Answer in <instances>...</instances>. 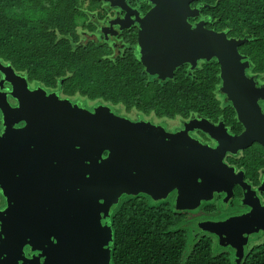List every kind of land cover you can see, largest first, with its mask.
<instances>
[{
  "label": "water",
  "instance_id": "water-1",
  "mask_svg": "<svg viewBox=\"0 0 264 264\" xmlns=\"http://www.w3.org/2000/svg\"><path fill=\"white\" fill-rule=\"evenodd\" d=\"M194 1L173 0L171 7L156 1L149 14L152 20L163 19V28L181 29V47L173 63L163 66L168 70L163 78H172L180 65L194 69L199 61L216 59L220 91L246 131L227 147L220 142V156L212 159L214 150L167 135L150 122H131L103 106L91 113L43 89L31 91L21 79L11 92L17 108H10L6 95L0 98L5 128L0 136V193L6 201L0 211V264H111V212L123 197L143 194L159 201L176 191L177 210H194L224 190L211 159L220 171L224 153L253 142L264 147V116L257 103L264 91L247 76L249 59L239 51L247 39L207 30L205 21L191 25ZM16 122L25 126L12 130ZM197 188L201 195L195 199ZM242 221L236 220L237 225ZM240 253L242 249L236 264Z\"/></svg>",
  "mask_w": 264,
  "mask_h": 264
},
{
  "label": "flooded vegetation",
  "instance_id": "flooded-vegetation-1",
  "mask_svg": "<svg viewBox=\"0 0 264 264\" xmlns=\"http://www.w3.org/2000/svg\"><path fill=\"white\" fill-rule=\"evenodd\" d=\"M76 0H5L8 19L16 25H20L21 33L36 34L41 29L45 34L56 35L57 42L64 38V43L75 48L90 47L104 53V59L112 62L131 61L147 82L157 84L167 83L178 79L181 72L185 71L193 80L195 72L200 70L203 64L216 61H199L194 69L190 64L180 65L176 68L172 78H163L168 70L163 66L170 65L174 61L176 48L181 47V29L163 28L160 26L163 19L152 20L150 13L162 0H77V9L73 14V3ZM166 1L170 6V2ZM213 5L206 0H196L191 3V9L196 10L194 18H189L191 25L205 21L207 30L225 32L229 39V28H220L214 19ZM64 14L68 24L64 30H59L57 16ZM72 20V21H71ZM236 39V38H235ZM180 41L179 45L176 42ZM56 42V43H57ZM240 51V48H239ZM242 56H246L240 52ZM249 58V57H248ZM173 59V60H172ZM144 61L149 65V71L145 70ZM9 60H0L4 72H0V98L6 95L11 109L18 107V102L12 97L13 86L26 82L31 91L43 89L47 95H55L60 100H70L73 104H81L83 108L93 113L97 108L112 107L99 101H85L76 96H69L63 90L65 79H59L60 86L46 87L40 81L31 78L26 70L16 68ZM217 62V61H216ZM246 71L248 77L254 80L255 87L264 91V75L251 70ZM185 69V70H184ZM5 74V75H4ZM221 82V79H220ZM222 83V82H221ZM221 83L215 92L217 108L215 113H192L188 117L159 118L155 113L149 115L132 110L133 117L125 112L126 116L116 114V109L110 108L115 116L129 119L134 123L150 122L153 128L163 129L165 134L181 135L184 140H192L212 151V157L218 160L220 156L216 149L230 145L232 138L239 137L246 131V127L239 121L237 113L226 96L220 91ZM90 102L89 105H87ZM99 103V104H96ZM261 114L264 116V98L257 101ZM96 104V105H95ZM110 105V106H109ZM114 107V106H113ZM25 123L19 122L11 127L21 129ZM10 129V128H8ZM5 130L3 126V113L0 110V136ZM211 162L216 166V177L225 183L224 190L214 192L210 200H202L194 210H177L176 191L168 194L165 200H153L145 196L154 206L167 205L173 211L181 214L182 227L188 231L195 242L205 241L212 243L215 252L228 256L233 264H236L237 251L242 249L241 260L243 262L256 249L264 246V147L253 142L248 147L236 152H226L222 157L224 164L218 171V162ZM200 182V181H199ZM193 193L194 198L200 197L201 192ZM3 202L0 211L5 210L6 201L0 194ZM138 197V196H136ZM123 197L122 199H124ZM121 202V201H120ZM236 220H243L237 225ZM258 230V231H257ZM244 242V244H242ZM243 245V246H242ZM236 247V248H233ZM242 247V248H241ZM31 254H27L30 257Z\"/></svg>",
  "mask_w": 264,
  "mask_h": 264
},
{
  "label": "trees",
  "instance_id": "trees-1",
  "mask_svg": "<svg viewBox=\"0 0 264 264\" xmlns=\"http://www.w3.org/2000/svg\"><path fill=\"white\" fill-rule=\"evenodd\" d=\"M206 1L217 5L214 19L220 28L230 29L229 37L247 39L240 52L249 57L251 70L264 75V0ZM5 5L0 0V60L8 56L16 68L46 87H58L59 79H65L63 90L69 96L122 106L127 113H155L159 118L211 114L218 107L215 92L221 82L216 61L203 64L193 74L198 80L182 71L178 79L167 83L147 82L129 60L112 62L90 47L72 50L64 38L57 42L56 35L43 29L34 35L21 33L20 25L13 22L18 20L8 19ZM57 22L59 30H64L68 19L58 14ZM182 220L181 214L167 205L154 206L145 196L121 199L111 212V264H233L228 256L215 252L212 243H194ZM243 264H264V246Z\"/></svg>",
  "mask_w": 264,
  "mask_h": 264
},
{
  "label": "rangeland",
  "instance_id": "rangeland-1",
  "mask_svg": "<svg viewBox=\"0 0 264 264\" xmlns=\"http://www.w3.org/2000/svg\"><path fill=\"white\" fill-rule=\"evenodd\" d=\"M87 103H88L87 105H88L89 107L92 105V104L89 105L90 102H87ZM96 104H99V103H96ZM96 104H95V105H96ZM104 104H106V103H104ZM109 106H110V105H109ZM110 108H112V109H113V108L116 109V114H117V115H120V116H123V115H124V116H126V115L128 114L129 116H132V117H133V113H131V114H130V113H127V114H126V113H125L126 111L124 110V107H122V106H116V107H113V106L111 107V106H110ZM113 111H115V110H113ZM128 115H127V116H128ZM1 202H3V199H2V197L0 196V204H1ZM262 242L264 243V240H262Z\"/></svg>",
  "mask_w": 264,
  "mask_h": 264
}]
</instances>
